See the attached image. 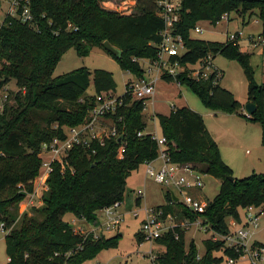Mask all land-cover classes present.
Listing matches in <instances>:
<instances>
[{
  "label": "trees",
  "instance_id": "obj_1",
  "mask_svg": "<svg viewBox=\"0 0 264 264\" xmlns=\"http://www.w3.org/2000/svg\"><path fill=\"white\" fill-rule=\"evenodd\" d=\"M29 9L35 29L16 20L0 29V88L10 79L16 87L10 96L11 103L6 94L0 109V220L10 226L3 235L5 264H83L100 249L113 246L118 234L82 237L73 232L61 215L68 212L94 221L98 209L123 199L126 176L155 156L156 145L144 130L142 99L124 94L123 103L106 114L119 133L104 137L101 143L91 140L89 147L72 146L63 171L52 164L41 203L14 220L17 202L30 190V181L38 171L36 153L40 144L53 136H62L61 126L85 120L95 96L114 89L110 72L102 68L89 70L78 66L55 76H51V70L66 48L72 47L80 56L92 46L102 47L101 42L106 40L119 50L117 56L104 50L118 66L141 77L143 69L138 59L155 57L162 21L153 13V0H135L134 11L129 14L105 9L100 0H29ZM222 12L228 16L235 12L242 24L255 16L260 24L257 36L264 43V0H180L174 30L180 35L184 50L170 60L184 65V69L175 73L174 78L209 110L233 112L258 123L259 141L264 146V81H254L248 52L240 51L236 41L204 40L189 35L196 22L214 24ZM207 53L238 62L245 77V100L254 106L249 115L240 111V102L218 81L212 83L210 77L195 79L187 75L186 64ZM160 76L172 80L168 75ZM89 79L93 92L84 95ZM155 119L170 161L187 163L218 179L217 190L206 199L201 213L189 212L171 201L169 190L164 189L163 203L154 206L161 209V216L175 212V216L186 218L199 216L212 231L224 233L228 218L240 222L243 206L264 208V173L233 176L199 113L181 105L171 107L165 114L155 113ZM138 131L142 133L137 135ZM174 230L177 237L168 230L153 239L162 246L155 253L156 264H217L221 253L229 252L221 240L207 237L201 240L202 250L198 253L192 241L184 246L179 227L174 226ZM133 236L137 243L141 241L138 229Z\"/></svg>",
  "mask_w": 264,
  "mask_h": 264
},
{
  "label": "built area",
  "instance_id": "obj_2",
  "mask_svg": "<svg viewBox=\"0 0 264 264\" xmlns=\"http://www.w3.org/2000/svg\"><path fill=\"white\" fill-rule=\"evenodd\" d=\"M179 2L180 0H153V13L162 21V27L158 31L159 39L155 44V57L146 59L147 65L142 68L143 76L125 81L123 91L120 94H114L110 90L100 91L95 96V102L86 110L85 120L75 125L61 126L62 136H53L47 142L40 144L36 153L39 158L38 171L30 181V190L25 191L22 198L17 202V206H21V208H18V212L28 211L31 206H37L41 203L42 194L47 188L45 179L52 168V164L56 163L60 171H63L66 166L65 157L72 146L89 147L91 140L101 143L104 137L108 135L116 136L119 133V130L111 123L106 114L113 113L115 108L123 103L124 94H129L131 99H142V103H144L145 99L153 92L154 81L161 74L168 75L178 84L174 75L181 70L183 65L176 60L171 61L170 58L178 56L184 50L182 39L174 30V24L178 19ZM227 19L228 14L222 12L217 21ZM12 20L25 23L33 29L36 28L29 9V0H0V29ZM200 30L201 28L197 23L191 28V31L194 32ZM240 35V30L225 31L224 39L233 42ZM247 41L250 46H263L264 44L259 37L254 39L252 36H248ZM186 65L189 66L187 75L195 79L210 77L212 83H214L221 75L220 70L211 62L209 53ZM150 72H153V74L148 77ZM4 99V96H0V109ZM106 119L109 120L108 123L105 122ZM141 133L138 131L136 134ZM146 133L155 142L156 154L153 158L142 163L144 176L151 178L154 182L161 184L169 192H172L177 203L187 211L201 213L206 203V199H201L199 195V188L202 186V173L187 163L170 161L165 150L164 137L161 134H155L151 130ZM121 150L122 145H119L117 147L118 156H120ZM156 160L158 161L154 165ZM141 193V191L136 190V198ZM121 204L120 200H114L98 209L97 211L101 216L99 223L95 220L92 222L86 221L88 225L83 226L73 218L70 219L69 224L73 232L82 237L87 234H91L93 237L97 236L95 229H117L123 218V212L120 210ZM141 208L143 217L137 229L142 239L153 240L168 230L172 232L174 237H177V231L174 230L176 224L170 222V213H164L161 216L160 208L145 206ZM136 214L137 209L130 212L131 216H136ZM261 214H264V208L259 205L243 206L240 209V222L228 218V229L224 233L212 231L208 224L197 218L199 216L192 220L191 225L201 227L202 230H208L211 233L210 239L221 240L222 246L229 250V252L221 253L217 264H264V244L252 238L258 225V217ZM78 218L84 220L82 217ZM9 227L5 226L4 222L0 220L1 233L5 234ZM141 256L146 258V262L143 264H156L155 253L151 249L142 253Z\"/></svg>",
  "mask_w": 264,
  "mask_h": 264
},
{
  "label": "rangeland",
  "instance_id": "obj_3",
  "mask_svg": "<svg viewBox=\"0 0 264 264\" xmlns=\"http://www.w3.org/2000/svg\"><path fill=\"white\" fill-rule=\"evenodd\" d=\"M101 7L121 14H129L134 11L131 0H110L105 4L101 3ZM243 17L246 19V15ZM228 18L227 20H219L214 24H210L204 20L198 21L196 23L200 26L201 30L199 32L190 31L189 35L204 40L222 41L225 31L231 32L240 30L241 35L235 40L238 44V48L240 51L248 52V64L251 68L254 81L257 83L263 82L264 44L263 46H250L245 37L248 33L253 34L254 39H258L257 33L260 28L259 20L256 19V21H252V18L256 17L251 15L246 19L245 23L242 24L239 16L235 12H229ZM211 62L221 70V77L217 80L219 85L228 89L236 100L244 101L245 77L238 62L235 59L225 58L219 54L211 56ZM138 63L144 68L147 65V60L139 58ZM78 66H85L89 70L93 68H102L109 71L114 82V89L112 91L114 94H120L123 91L126 80L131 81L138 78L126 70L121 69L113 57L100 46H92L86 54L80 56L76 55L72 47L66 48L55 61L51 70V76H55ZM188 67L189 66L186 65L187 72ZM182 69H184V65L181 66V70ZM152 74L153 72H150L148 77L152 76ZM15 90L16 87L13 80L10 79L2 86L0 96L9 94L7 102L11 103L12 99L10 96ZM92 92L91 80L89 79L83 94L88 95ZM185 104L195 107L199 111L208 110V108L204 107L196 95L185 85H178L173 80H165L158 76L154 81L152 94L146 98L142 104L141 118L146 125L144 130H151L155 132V134H158L159 130L155 119V113L165 114L171 107ZM197 110L194 111L199 113ZM203 117L206 121V116L203 115ZM215 118L217 126L219 125L229 129L226 135L223 134L222 137H219V145L222 153L230 157L231 162L229 167L232 170V175L241 177L250 172L264 173V146L261 145L259 141L260 131L258 123H246L244 121L246 120L245 118L233 112H219L216 114ZM105 122L108 123L109 120L106 119ZM244 128L248 130L249 137L247 138L241 135V132H244ZM251 128H253L254 131L253 137H251ZM239 135H241V137ZM201 179L202 186L199 188L200 198L210 199L217 190L218 179L205 173L202 174ZM164 189L166 188L161 184L144 176L142 163L139 164L136 169L132 170L125 178L123 191L124 199L121 200L122 204L120 207V210L123 212V218L117 229L94 230L97 235L105 237L117 233L116 243L113 246L100 249L92 258L85 260L83 264H143L146 262V258L141 256L142 253L146 252L148 249H151L153 253L160 251L162 246L154 243L153 240H144L141 238V241L137 243L133 233L137 230L139 222L143 217L141 207H154L162 204V191ZM136 190L142 193L137 200H134L136 197ZM173 202L177 201L175 200ZM18 208H21V206H17L16 211ZM133 209H137L136 216L130 215ZM176 209H178L177 206ZM25 213L29 214L30 211H25ZM20 214H22V211H17L14 220H16ZM175 214H171L170 222L175 223L176 227H179L183 231L184 246H186L189 241H192L197 252L200 253L202 250L201 240L207 237L210 238L211 233L206 229L202 230L201 227L191 225L195 217L185 218L184 216H175ZM99 215L100 214L97 213V216ZM70 217L71 215L68 212H64L61 215V218L67 220L68 223ZM197 218L201 221L200 217ZM14 223H16V221ZM3 235L4 233L0 232V264L6 263ZM253 238L260 243H264V214L258 217V225L255 229ZM214 254H217V252H214Z\"/></svg>",
  "mask_w": 264,
  "mask_h": 264
},
{
  "label": "crops",
  "instance_id": "obj_4",
  "mask_svg": "<svg viewBox=\"0 0 264 264\" xmlns=\"http://www.w3.org/2000/svg\"><path fill=\"white\" fill-rule=\"evenodd\" d=\"M108 1H110V0H107V1H105V0H100V5H101V3H106V2H108ZM134 1L135 0H131V3H132V5H133V9H134ZM229 19V18H228ZM252 21H256V18H252ZM260 29V28H259ZM259 32V31H258ZM252 36L253 37V34H248L247 33V35L245 36L246 37V40H247V36ZM218 68V67H217ZM219 69V68H218ZM220 70V69H219ZM264 71V70H263ZM220 72H221V70H220ZM222 74V73H221ZM161 77V76H160ZM220 77H221V75H220ZM220 79V78H219ZM127 81V80H126ZM246 100H245V98H244V101H239L240 102V104L242 105V103L243 102H245ZM186 106H188L189 108H191V109H193V110H197L195 107H192V106H189V105H187V104H185ZM198 112H199V114H200V116H201V118H202V121H203V123H204V126H205V128H206V130L209 132V134L211 135V137L214 139V141L216 142V144H217V147H218V151H219V154H220V157H221V159L224 161V162H226L227 164H228V166H230L229 164H230V157H229V155H225V153H222V151L220 150V143H219V137H222V135L223 134H225L226 135V133L229 131V129L227 128V127H223V126H217V124H216V114L217 113H227V112H222V111H213V110H205V111H199V110H197ZM240 111L242 112V109H241V107H240ZM203 115H205L206 116V121L204 120V117H203ZM152 117V116H151ZM246 123H252V122H250V121H248V120H244ZM206 122H207V124H206ZM146 126V125H145ZM159 130V129H158ZM146 131V130H145ZM147 132V131H146ZM250 132H251V137H253V134H254V131H253V128H251V130H250ZM158 134H160V132H158ZM241 135H243V137H249V135H248V130H246L245 128H244V132H241ZM241 135H239L240 137H241ZM226 156V157H225ZM227 158V159H226ZM232 158V157H231ZM259 160V159H258ZM157 161L158 160H156V161H154V165H156V163H157ZM136 169V168H135ZM134 170V169H133ZM132 171V170H131ZM130 171V172H131ZM232 171V170H231ZM136 198V197H135ZM135 198H134V200H135ZM124 199V198H123ZM97 213H99L98 211H96V218H95V221L97 222V223H99L100 222V220H101V218H100V215L99 216H97ZM71 215V214H70ZM73 218H75L76 220L75 221H77V223L78 224H81V225H83V226H87L88 225V222H86V221H84V220H82L81 218H78V217H74V216H72L71 215V217H70V219H73ZM67 221V220H66ZM254 236V235H253ZM253 238V237H252ZM254 239V238H253Z\"/></svg>",
  "mask_w": 264,
  "mask_h": 264
},
{
  "label": "water",
  "instance_id": "obj_5",
  "mask_svg": "<svg viewBox=\"0 0 264 264\" xmlns=\"http://www.w3.org/2000/svg\"><path fill=\"white\" fill-rule=\"evenodd\" d=\"M101 46L104 50L108 51L109 53H111L115 56H117L119 53V50L116 47L112 46L110 43H108L106 40H103L101 42ZM241 109L243 110V114L249 115L254 109L253 103L247 100V101L242 103ZM118 139L119 138H117V140ZM169 194L171 196V200L175 201L176 200L175 195L172 192H169Z\"/></svg>",
  "mask_w": 264,
  "mask_h": 264
}]
</instances>
